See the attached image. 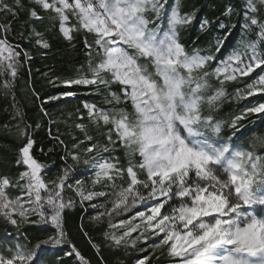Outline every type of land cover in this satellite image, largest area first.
Returning <instances> with one entry per match:
<instances>
[{"label": "snow or ice", "instance_id": "obj_1", "mask_svg": "<svg viewBox=\"0 0 264 264\" xmlns=\"http://www.w3.org/2000/svg\"><path fill=\"white\" fill-rule=\"evenodd\" d=\"M199 11L187 0H0V94L11 97L25 140L14 161L22 171L0 176V264H108L105 249L142 253L134 264H264V136L243 144L237 135L251 114H264V102L219 116L230 84L243 83L237 97L264 92V0H224L219 16L200 23L217 35L189 48L182 33ZM52 32L73 48L82 37L86 63L66 75L41 73L68 86L60 95L45 99L25 81L42 116L48 101L75 95L71 86L101 101L77 108L83 138L69 132L70 147L49 132L63 148V165L49 179L16 91L25 69L31 76V49H50ZM81 164L90 185L74 179ZM138 205L144 210L126 216ZM77 206L74 237L69 216ZM29 231L46 235L30 239ZM151 237L158 239L140 246Z\"/></svg>", "mask_w": 264, "mask_h": 264}, {"label": "trees", "instance_id": "obj_2", "mask_svg": "<svg viewBox=\"0 0 264 264\" xmlns=\"http://www.w3.org/2000/svg\"><path fill=\"white\" fill-rule=\"evenodd\" d=\"M8 2H11V0H8ZM23 2L26 5L29 4V0H23ZM187 2L189 7L195 5L200 11L197 13V19L183 31L182 38L189 48L206 47L208 42L217 35V32H202L200 29V23L205 19L214 20L219 16L224 0H187ZM11 19L12 17L9 15L8 20ZM4 22L6 21H4L3 17H0V23ZM14 27H18V25L14 24ZM48 37L52 45L50 49H43L38 46L31 49L33 53V60L30 66L31 76L27 75V69L21 73L16 97L18 103L23 105V110L26 113L24 122L33 125V128L29 129V131L31 132L33 139L36 141L34 144V154L39 161L49 165L45 171L49 179H54L63 165V162L60 159L63 154V148L50 138L49 132L51 131L54 135L59 134L61 139H63L70 147L71 136L69 135V132H74L75 135L83 138L79 129H75L74 127L76 123L81 122L77 117V108L79 107L82 110V101L84 100H95L99 103L101 97L90 95L86 92L84 86H71V90L75 92V95L73 97L62 98L58 101H48L44 105L48 111V116H42L39 111L40 101L35 100L31 92L25 90V81H34L36 91L45 99L50 95H60L63 91L68 89V86L59 84L58 82L49 83L41 73L49 72L51 75L49 70L54 69L57 74L66 75L70 73L73 68H78L81 64L86 63L84 49L82 48V37L74 42L75 48L69 45L68 42L62 40V38H58L55 32L49 33ZM239 38V30L234 31L229 38L228 47L231 48ZM10 39L16 40L18 37L15 36V33H12ZM221 51L223 55L228 54L227 49H222ZM37 69H39V71H37ZM251 75L254 76L255 74ZM2 79L3 77H0V80ZM249 79V77L241 78L243 81H248ZM243 87V83H233L229 85V98L223 103L219 112L221 118L227 120L230 116L237 114L245 107L251 106L254 103L264 102V92H257L253 96L241 95L237 97L236 89ZM84 115L86 117V112H84ZM249 121L252 122L249 123ZM37 122L40 123L39 128H35ZM84 122L86 123L87 121L85 120ZM17 123H21V127H23L22 122L18 119H13L11 97L9 96L8 98H5L0 94V176L9 175L10 177H15L18 175L19 171H22V169H19L14 164L16 154L25 142L24 139L18 137L15 127ZM242 123L245 127L241 129V132L237 133L238 136H241V133H243L241 136V143L248 144L255 137L264 136V114H251L248 119L244 120ZM5 125H7V127H5ZM57 129L59 130L58 133ZM226 131H228V129H226ZM90 132L94 134V127L90 126ZM257 150H259V147ZM118 155L122 154L118 153ZM68 162L72 163L70 159ZM74 179H84L90 185L91 173L88 166L81 164ZM117 182L119 183V181ZM66 195L72 196L78 200V198L75 197V194L69 190H66ZM137 210L144 209L142 206L138 205L137 208H134L132 212L126 214V216H131ZM88 212L95 214L94 210L91 208L88 209ZM81 214L82 210L77 206L69 216V229L72 231L74 237H76V225L80 223ZM122 218L125 217H115L114 222ZM87 219L88 217L85 215L84 221L87 222ZM137 221H139V218H137ZM27 227L32 229L36 226L29 225ZM7 230L12 231V227L8 225ZM4 233L5 225L0 221V237H3ZM28 235L29 238L32 239L34 237H43L46 233L29 231ZM132 235L136 236L137 233H133ZM145 235H148V233L146 232ZM156 239L158 238L151 237L147 241H144L140 246L147 248L148 245ZM77 243H81L78 238ZM81 247H83L82 243ZM148 251L151 252L152 249L148 248ZM157 252H159V250H157ZM85 254L91 256L92 252L85 249ZM138 255L143 254L131 249L127 255H125L122 250L120 252H112L107 249L104 250V256L108 264H115L117 257L122 258L125 261V264H134ZM161 259L164 258L162 257Z\"/></svg>", "mask_w": 264, "mask_h": 264}]
</instances>
